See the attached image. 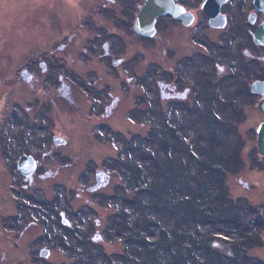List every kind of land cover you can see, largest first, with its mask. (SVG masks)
I'll return each mask as SVG.
<instances>
[{
  "label": "rangeland",
  "instance_id": "obj_1",
  "mask_svg": "<svg viewBox=\"0 0 264 264\" xmlns=\"http://www.w3.org/2000/svg\"><path fill=\"white\" fill-rule=\"evenodd\" d=\"M36 2L0 0V153L5 152L10 156L11 146L15 145L12 139L16 140L23 133L17 124L23 110L26 118L31 119L26 121L27 124L31 122L26 127V133H42L45 129L61 135L69 143L60 148L69 149L70 156L55 159L45 154L41 166L47 169L48 173L28 175L26 178H31L32 181H29V185L22 186L21 191L18 184L9 185V179L16 178L10 173L7 177L0 160V264H8L3 252L6 253L5 256H9V264H109L111 261L112 264L116 261L119 264L135 263L144 253L143 240H138L135 235V238L128 239L123 236L124 232L131 230V217L135 216L133 207L142 209L146 199H150V206L137 217L138 224L135 227L142 224V230L153 233L155 227L152 229L149 223L146 225V219L143 218L147 214L157 212V206L154 204H160L159 197H155L157 192L146 189L152 186L153 182L171 187V190L167 189L168 198H171L173 192L174 198L194 193L198 204H208L206 209L210 211L212 218L198 213L200 216L195 220L199 221L202 229L212 225L217 237L210 242V246L215 253L233 255L236 252L230 241L236 233L237 223L233 219L250 215L249 223L252 224L247 230L257 234V238H252L247 247L242 249L246 257H241V261L264 264V157L257 151L255 132L258 123L264 120V113L257 109L259 96L253 93L249 94L248 107L242 106L243 102L245 103L243 97H239V101H243L242 104H235L233 109L230 104L224 103L231 98V85L236 86L235 90L243 86L240 81L242 73L235 74L233 78L231 74L226 76L227 73H213L214 78L210 77L213 81L219 77L213 84L216 88L215 100L222 102L217 109L213 108L214 112L210 115L213 120L209 128L204 124L202 111L196 110L198 116L192 113L195 107L189 105L190 100L178 102L180 106L171 102L164 106L155 100L151 109L147 103L139 104L142 87L140 84L134 87L131 81L129 84L124 81L119 93L114 91L113 87L110 88L112 94L120 96L117 103L111 107V112L108 110V113L103 115L102 110H97L99 95V99H94L95 95L89 91L75 90L77 106L70 109L65 99L62 101L59 96L54 105L51 104L53 111L49 110L52 112V118L46 116L43 118L44 122L39 121L37 124L34 118L37 117L40 104L31 101L33 96L29 94L27 86H24L26 84L21 82L20 78L21 70L27 62L33 58L37 59L35 53L41 54L47 65L53 57L60 59L58 65L64 60L62 64L70 66L75 73L82 74V71L93 69L99 75H104L99 77V85L112 82L103 72L104 69L107 70L106 66L95 56H91L92 53L87 52L89 61L83 64L79 63V60H75L76 64L69 60L70 56L76 55V49L84 50L82 46L90 42L96 32L87 23L78 22L86 21L87 18H84L87 15L84 14L88 12L78 13L79 9H70L63 0H53L52 3L51 0H39V4ZM191 32L192 27L163 29L154 36V43H150L153 46L149 49L155 61L151 67L153 70L159 71L157 66H161L167 69L166 71H173L174 68L185 71L174 73L175 77L182 75L180 80L176 81L180 82L182 91L186 90V84L192 85V79L197 80L195 73H191L190 62L186 60L187 55L196 52V43L191 40ZM69 35L72 37L71 47L64 49L60 42H67ZM212 35L215 37V31L203 30V37L207 41L214 38ZM227 40L230 42L231 37H227ZM56 46L63 50L68 48V56L64 55L62 50L54 49ZM138 49L136 44L130 45L128 53L137 54ZM163 49L167 50L169 57L165 62H160L157 57L163 56ZM149 51L146 52L149 54ZM201 53L207 56L208 52H205L204 46ZM181 58H185V61ZM147 61L148 57L136 62L134 69L138 76L147 69ZM112 68L122 72L121 66ZM212 68L214 69L213 66ZM201 70L206 72L203 64ZM168 74L171 75L170 78L173 77L172 72ZM163 75L164 73H155L157 79ZM203 75H198V80H202ZM253 76L264 78V73ZM155 79L153 82L156 86ZM250 81L252 77H249ZM201 83L204 84L202 81ZM21 93H24L26 98L25 106L18 104ZM7 97L9 103L15 102L14 118L4 120L8 112ZM199 98H205L201 90ZM100 100L107 103L103 98ZM107 101L113 99L107 97ZM161 101L164 103L163 98ZM150 112H153L151 117L147 115ZM227 122L237 123L233 126L242 140L236 144L233 142V147L228 141L231 136ZM43 123L45 125H42ZM212 129L218 137L216 144L219 147L231 150V154L235 153L238 144L240 149L238 156L229 153L231 158L226 162L229 163L231 171H225L222 186L214 182L209 188L202 189L204 184L200 175L201 166L195 156L200 153L199 149L204 142L209 140V132ZM27 144L33 150L40 148L33 141ZM213 163L216 168L222 165L216 159ZM96 168H103L107 175L96 189L88 190L89 187L87 189L86 186L95 183ZM35 192L38 199L34 203L37 207L44 208L42 201L45 202L44 205H49L47 214L41 210H38L37 214L27 212L26 207L33 203L28 194ZM225 194L229 199L240 200V208L236 213L227 208L228 199L223 196ZM150 197H154V200ZM22 198L26 207L19 208L15 200L22 201ZM245 205H253L255 209L247 210L246 207L247 212L242 213ZM59 206L63 207L60 214ZM197 208L199 209L198 206ZM123 210L124 215L121 214ZM171 212L172 210L167 209L157 212L156 218L160 224L174 225V217L177 214L182 215L185 222L194 221L187 207L184 212ZM29 216L37 218V221L30 219L23 228L22 222L25 223L26 217ZM19 227L24 229L21 238L13 233L9 238H3L10 228L18 230ZM253 239L259 243L252 244ZM43 247L48 249L46 256L39 255ZM161 249L167 251L162 247Z\"/></svg>",
  "mask_w": 264,
  "mask_h": 264
},
{
  "label": "flooded vegetation",
  "instance_id": "obj_2",
  "mask_svg": "<svg viewBox=\"0 0 264 264\" xmlns=\"http://www.w3.org/2000/svg\"><path fill=\"white\" fill-rule=\"evenodd\" d=\"M52 1L53 0H51V3ZM63 1L70 6V9H79L78 13L88 12V14H84L87 15L84 18V20L87 18L86 21L81 22L79 20L78 22L87 23L96 31L94 36L90 39V42L82 46L84 50L76 49V55L73 57L70 56L69 60L74 62V64H76L75 60H79V63L83 64L89 61L87 52L92 53L93 55L91 56H95L106 66L107 70L104 69L103 72L106 73V76H108L112 83L104 82L99 85V77H103L104 75H99L97 71L93 69L82 71V74L75 73L73 69H70V66L62 64L64 60L60 61L61 64L58 65L59 58L53 57V59L48 61L49 64L47 65L43 60V56L35 53V56H38L37 59L33 58V60L28 61L21 70L22 73H20L21 82L26 84L24 86H27L29 94L33 96L31 101L38 105L40 104V109L36 115L37 117L34 118V120H37L35 123L43 121V118L46 116H49L50 119L52 118V112H49V110L53 111L51 104L54 105L56 98L59 96L62 101L65 99L70 109L77 106V92L75 90H80L82 92L89 91L91 94L95 95L93 96L94 99H99L97 96L99 95L100 99L103 98L107 103L99 99L97 101V110H102L103 115L108 113V110L111 112V107L117 103L120 96L118 94H112L110 88L113 87V90L119 93L124 81L127 84L131 81V85L134 87L137 84L141 85L143 91L139 98V104L147 103L150 105V109L155 100L160 101L164 106L168 105L170 102L180 106L177 104L178 102L190 100L189 105L195 107V105L201 103V98H199V91L203 88L201 81L205 82L209 80L210 87H215L213 83H216L219 77L215 78L216 81L211 80L210 77L214 78L213 73H227L228 75L226 76L231 74L232 77L237 73H242L240 81L243 86L241 85L235 90L236 86L233 84L229 88L231 91H236L237 96L235 95V97H243L245 103L240 100L241 104L243 102V107L244 105L248 107L250 93L260 97V94L251 91L250 85L254 79L264 78H260V76L253 77L252 81L249 82L250 74L253 73V75H255L257 73H264V45L255 43L252 38L255 29L264 20V6L263 4H259V1L255 4V0H212L211 2L207 0H171L172 4L184 10V19L175 17L169 12L156 15L153 22L155 31L151 35L139 34L134 30L137 15L145 5L146 0ZM35 2L39 4V0H35ZM216 8L218 9V15H216V18L212 19L214 23L211 24L207 10H215ZM64 13H66V11H64ZM58 23L62 24L61 22ZM174 27L187 29L192 27L193 32H191V40L196 43L194 49L196 52L187 55L188 59L186 60L190 62L192 67L191 73H195L197 80L192 79L190 82L192 85L186 84L185 87L187 88L184 91L179 87L180 82H176L180 80L182 75L175 77L174 73H185V71L177 68H174L173 71H166L167 69L165 70V68L161 66H157L159 71L151 68L155 61L149 51L153 46L150 43H154V36L159 33V31ZM203 30L215 31L216 38L212 35L214 38H210L209 41H207L203 37ZM227 37H231L230 42L227 40ZM71 39L72 37L69 35V38L67 37L66 39L68 43L66 41H61L60 46H63L64 49L66 47H71ZM134 44L139 48L138 53L129 54V46H133ZM201 44L204 46L205 52H208L207 56L202 55L201 48L203 46ZM60 46H56L54 49L62 50L64 55H67L69 52L68 48L67 50H63ZM146 51H149V54ZM163 51V56L157 57L160 62H165L169 57V55L166 54L167 50L163 49ZM204 56L205 58H203ZM146 57H148L147 69L138 76L137 71L134 69L137 66L136 62ZM181 59L185 61V58ZM202 64L206 67V72H202ZM116 66H121L122 72L121 70L112 68ZM240 69L241 71H239ZM171 72L173 74L172 78H170L171 75L168 74ZM155 73H164V75L162 78L157 79ZM203 73L210 74L203 75ZM198 75H203L202 80H198ZM154 79L156 81V86L153 82ZM106 83H108L109 87ZM191 92H193V97H190ZM103 93H106L108 96L106 94L103 95ZM21 95L22 97L18 99V104L25 106L24 102H26V98L24 93H21ZM107 97L112 98L113 101H107ZM162 98L164 103L161 101ZM7 99L8 97L6 98L8 112L4 120L12 118L14 114L15 102L11 101V105V102L9 103ZM229 101L231 100L227 99L225 104H230ZM147 115L151 117L153 116V112ZM26 121H31V119H27L25 111L22 110L17 124L21 127L23 133L19 135V138L16 140L14 138L12 139L15 145L13 144L11 146L10 156L5 152L4 154L0 153L2 170H4L7 177H9L10 173L16 178L15 180L14 178L12 180L9 179V185L18 184L20 191L22 190V186L29 185V181H32L31 178H26L28 175L34 173L37 175L48 173L47 169L41 166L45 154L55 159L57 157L70 156L69 149L60 148L62 146L65 147L69 143L67 139L45 129L42 133H26V127L31 124V122L27 124ZM42 125L45 124L43 123ZM48 125L50 126V123ZM56 135L60 136L59 139H57V141H59L58 143L55 141ZM31 141L36 142L37 147L40 148L31 149V146L27 144V142ZM8 147H10V144H8ZM22 155H29L35 161V167L28 175H23L18 170V161ZM90 186L91 185L86 186V188L88 189ZM34 189L35 187L33 186L32 190ZM28 196L31 198L30 201L33 202L28 205L30 208L25 206L26 202L23 198L22 201L19 199L15 200V204L19 208L26 207L28 213L34 212V214H37L39 212L38 210L46 213V211L49 210V205H44L45 202H41V200L39 201L45 208L36 206V203H34L35 200L38 199L36 192L35 194H28ZM33 209H35V211H33ZM62 209L63 207L59 206V214ZM30 219L37 221V218L31 216L26 217L25 223L22 222L23 228H25L24 225H26V222ZM23 228L19 227L18 230L10 228L8 234L3 236V238H9L10 234L12 236L15 234L17 237L21 238L24 233ZM3 254L5 262L9 264L8 254L7 256H5V252H3Z\"/></svg>",
  "mask_w": 264,
  "mask_h": 264
},
{
  "label": "trees",
  "instance_id": "obj_3",
  "mask_svg": "<svg viewBox=\"0 0 264 264\" xmlns=\"http://www.w3.org/2000/svg\"><path fill=\"white\" fill-rule=\"evenodd\" d=\"M203 83L204 84L201 91L204 93L205 98L201 100V103L195 105L192 113L195 116H198L195 113L196 110H198V112L202 111V119L205 120L204 124H206L207 128H209L211 126V121L213 120V118L210 116L214 112L213 108L217 109L218 105L221 104L222 101L215 100L216 88L210 87L209 80ZM235 95L237 96V94L234 93V90L231 91V101H229V103L232 109L235 104H241V101H239L240 96L237 98L235 97ZM225 102L226 101H224V103ZM228 109H230L229 106ZM236 124L237 123L227 122V126L229 128L228 132L231 136L228 141H230L231 144L233 142H235L236 144V142L242 141L240 139L241 137L236 133V127L233 126H236ZM215 126L216 125L214 124L213 127ZM209 135V140L204 142L203 146H201L199 149L200 153L195 156L199 160V164L201 166L200 175H202V183L204 184L202 189L209 188L210 184H213L214 182L222 186V177L225 171H231L230 166L228 165L229 163L226 162V160L229 161L231 155L238 156L240 149V145L238 144V146H236L234 150L235 153L231 154V150H226L216 144V140L218 137L213 132V129L211 130V132H209ZM215 159L222 163V165L218 166V168H216L213 163L215 162ZM170 188V186H166L165 184L161 185L157 182H153L152 186L146 188L149 189L150 192L151 190H153V192H157V196L155 197H159L160 201L159 205H157V203L154 204L157 206V212L159 213L161 209L162 211L167 209L170 211L172 210L171 214H173L175 211L184 212L186 211L187 207L189 208L191 212V218H194V221L190 223L189 220H186L185 222L184 217L182 215L178 216L177 214V216L174 217V225L170 226L165 223L160 224L158 218H156L158 215L157 212H153L150 215L147 214L143 217L146 219V225L149 223L152 229H154L155 227L153 233L150 234L146 233L147 231L142 230V224L139 225V227H135V225L138 224L137 217L141 215V213L145 211V209L147 210V208L150 206V199H146L144 203L145 206H143L142 209H139V207H137V209L133 207L135 216L131 217L130 226L131 230L135 231L132 232L131 230H128L124 232L125 235L123 236V238H135L133 236L135 235L138 240H143L144 243V253L141 254L133 264H252L250 262L245 263L241 261V257H246L242 249L247 247L252 238H257V234L249 233L251 231L247 230V228L252 224L249 223V221H251L250 215H243L241 219L238 217H236V219H233L237 223V225L235 226L236 233L230 241L236 249V252L233 255L215 253V251H213L210 246V242L217 237V235L213 232L214 229L211 227L212 225L209 224L208 227L206 226L204 229H202L199 221L195 220L197 216H200L198 213H200L204 217L212 218L210 211L206 209V206H208V204L202 205L203 202L198 204L196 201V195L194 197V193L174 198L173 192V197L171 196V198H168L166 196V193L167 189ZM223 196L227 197L226 194ZM150 198L154 200V197ZM166 198L168 200H166ZM227 199V208L231 212L236 213V211L240 208V200L229 199L228 197ZM197 206L199 207V209L197 208ZM246 207L247 210L249 208H251L252 210L255 209L253 205H245L244 211H242V213L247 212V210H245ZM123 212H125V210H123L121 214H123ZM257 220H259V217H257ZM256 242L259 243V241L253 239L252 244ZM161 247L166 249L167 251H164L163 249H161ZM109 264H112V261ZM114 264H119V262L116 261Z\"/></svg>",
  "mask_w": 264,
  "mask_h": 264
},
{
  "label": "water",
  "instance_id": "obj_4",
  "mask_svg": "<svg viewBox=\"0 0 264 264\" xmlns=\"http://www.w3.org/2000/svg\"><path fill=\"white\" fill-rule=\"evenodd\" d=\"M212 1V0H207ZM206 1V2H207ZM263 4L264 0H255V4ZM207 6V5H206ZM264 10V8H263ZM171 13L173 16L178 18L185 17V12L181 7H178L172 4L171 0H146L145 5L141 8L140 12L137 15L136 23L134 30L139 34L151 35L154 31V19L156 15ZM210 16V23L213 18H216L218 15L217 8L215 10H207ZM252 38L255 43H260L264 45V20L257 26L253 32ZM250 89L254 93L260 94V97L256 103V107L259 111L264 113V79H254L251 82ZM256 132V146L258 153L264 157V120L260 121L255 128ZM55 141L58 143L57 139L60 136L56 135ZM35 167L34 159L29 155H22L18 161V170L23 175H28L33 168ZM107 175V172L103 168H96L94 171L95 183L89 187V190L96 189L102 182L104 176ZM48 254V249L43 247L39 251L40 256H46Z\"/></svg>",
  "mask_w": 264,
  "mask_h": 264
},
{
  "label": "bare ground",
  "instance_id": "obj_5",
  "mask_svg": "<svg viewBox=\"0 0 264 264\" xmlns=\"http://www.w3.org/2000/svg\"><path fill=\"white\" fill-rule=\"evenodd\" d=\"M217 10H218V9H217ZM211 24H212V23H211ZM221 24H223V23H221ZM27 77H28V76H27ZM249 77H252V79H253L254 76H253V74H250ZM257 109H258V108H257Z\"/></svg>",
  "mask_w": 264,
  "mask_h": 264
}]
</instances>
